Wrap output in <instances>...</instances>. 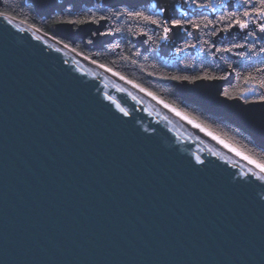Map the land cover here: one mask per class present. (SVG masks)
<instances>
[{
	"label": "water",
	"instance_id": "95a60500",
	"mask_svg": "<svg viewBox=\"0 0 264 264\" xmlns=\"http://www.w3.org/2000/svg\"><path fill=\"white\" fill-rule=\"evenodd\" d=\"M27 1L39 17L63 3ZM55 26L71 43L98 29ZM232 79L173 88L264 149L259 109L243 118L219 95ZM249 168L134 87L0 17V264H264L259 188L232 181Z\"/></svg>",
	"mask_w": 264,
	"mask_h": 264
},
{
	"label": "snow or ice",
	"instance_id": "6c2138e0",
	"mask_svg": "<svg viewBox=\"0 0 264 264\" xmlns=\"http://www.w3.org/2000/svg\"><path fill=\"white\" fill-rule=\"evenodd\" d=\"M104 5H100L94 0H63V3L58 6V10L61 13L67 12V15L59 21H53V23H66L74 26H83L94 24L98 26L96 31H93L91 35L95 36H111L113 33H121L124 29L120 26L122 21H131L137 24V28L134 30L132 27H128V32L133 36H146L145 44L151 43L153 45H159L160 42H168L173 38L175 30L181 32H188V29L197 30L202 35L199 38V44L201 51H204V46L207 45L208 49H214L210 51L208 55L215 58L220 53H231L239 58L238 63L234 66L233 63L226 60L223 56L220 57L226 64V67L230 71H224L220 75H216L209 71V67L205 66L199 70V74H181L177 72L175 74H161V78L165 80H171L178 82L175 87H186L184 82L188 85H195L197 81L203 80H227L232 73H236L242 86L235 87L231 90L225 88L219 93L225 100L239 101L241 104V116L243 118L256 119L255 111L259 109V127L260 131L264 133V68L255 69L253 72H247L241 74L237 72L239 68L246 61L251 62L253 58H258L264 61V0H236L235 6L230 3L226 4V0H179L173 8V15L166 16L168 12L166 6H160L159 0H153L148 3V0H136L135 3H129L128 0H119L117 3H111L110 0H104ZM195 8L197 10H206L214 15L211 18L209 15H197L196 12L191 10ZM228 9V10H226ZM82 13V14H81ZM7 16L8 13H2ZM191 15L193 18H189ZM103 22V23H102ZM143 24L145 27H139ZM148 26H156V29H151ZM33 28L36 26L33 24ZM102 27L104 30L100 31ZM233 29H238V36L240 42H230L226 45L217 46L215 41L210 39H204V36L215 38L224 34L223 38L226 39L228 35L232 33ZM39 30V29H37ZM160 30L158 36L149 34ZM207 30V31H206ZM24 31V29H19ZM190 34V33H189ZM38 39V37H36ZM55 39V37H53ZM91 43V40L89 41ZM61 43H63L61 41ZM65 48H68V44H64ZM113 47H118L114 45ZM196 43H189L185 41L183 48L191 49L196 48ZM240 49V51H236ZM246 49V51H244ZM59 51V49H56ZM75 52L76 49L72 48ZM176 52H180L181 48L176 47ZM135 56H140L141 53L137 50L133 53ZM85 59L89 57L85 56ZM124 60H128V56L122 57ZM68 63L67 60L64 61ZM133 64L137 61L132 60ZM92 63H96L92 60ZM101 68H106L104 64L99 65ZM184 69H193L192 64L184 63ZM107 71L112 72L113 69L107 68ZM155 75V73H153ZM122 80H126L127 83L132 84L138 88L141 92H146L152 96L153 99L158 100L165 108H169L176 115L182 116L189 123L193 124L196 128L206 132L213 139L219 141L225 147L231 148L237 156H242L250 165L254 168H249L247 172H240L237 176L232 177L233 183L243 184L254 188H259L256 195L261 203H264V158H257L256 156L239 150L229 142L221 139L220 136L215 135L210 129L211 126L204 123V121L197 122L199 119L190 118L189 114L180 109L174 103H168L156 93L149 91L142 85L137 84L133 80L127 79L119 72H115ZM123 91V89H120ZM105 98L115 103L116 108L124 116H129V111L117 103L114 97L105 94ZM135 99V97H133ZM146 131H155L154 129H146ZM213 155H219L216 152ZM195 162L197 165H203L204 160L199 156H195ZM259 182V183H257Z\"/></svg>",
	"mask_w": 264,
	"mask_h": 264
},
{
	"label": "trees",
	"instance_id": "16d2710c",
	"mask_svg": "<svg viewBox=\"0 0 264 264\" xmlns=\"http://www.w3.org/2000/svg\"><path fill=\"white\" fill-rule=\"evenodd\" d=\"M227 3L235 6V3L233 2L231 3L229 1L226 2V4ZM0 11L22 19L31 25L34 24L37 28L48 33H51V26L54 24L53 21L61 20L67 15V12H55L48 17H38L34 13L31 4L26 0H0ZM191 11L196 12L197 15H209L211 18H214V15L206 10H197L193 8ZM189 18L193 17L189 15ZM120 26L124 29V31L118 33V37L103 45L100 49L91 50L90 48H84L80 40L73 44H69L80 53L92 58L99 64L106 65V68H111L114 72H119L123 76L127 77V79L133 80L149 91L156 93L157 96H160L168 103L176 104L180 109L188 113L190 118L198 117L199 119L197 122L204 121L205 124L210 125V130L215 135L220 136L221 139L226 140L239 150L248 152L257 158H264V149L256 146V144L243 131L233 124L225 121L221 117L212 115L198 106L186 102L183 98L176 96L173 90L174 81L161 78V74L170 75L177 72L189 75L199 74V70L205 66L209 67L210 72L220 75L224 71H229L225 62L221 60L220 57L223 56L226 60L233 63L234 66L239 61L238 57L231 53H220L217 54L215 58L211 57L208 53L210 51H214V49H208L207 45H205L204 51H201L199 38L202 34L196 30L194 38V33L192 29L189 28L186 39L177 45V47L181 48V51L175 52V55L165 58L156 53V45L148 43L147 49L142 51L139 46L135 45V43L130 40V36L133 35H131L127 29L128 27H132L135 30L137 28V24L135 22L122 21ZM139 27L145 26L140 24ZM148 27L156 29V26ZM238 32V29H233L232 33L228 35L226 39L223 38L224 34L215 38L207 36H204L203 38L215 41L217 46H221L230 42H240ZM149 34L158 36L160 34V30H155V32H150ZM146 39L147 37L144 36V41ZM185 41L189 43H196L197 47L185 49L183 48V43ZM114 45H118V47H113ZM137 50L140 51V56L133 55V53ZM236 51H240V49ZM244 51H246V49H244ZM124 56H128L129 59L124 60L122 58ZM132 60H136L137 62L133 64L131 62ZM184 63L192 64L194 68L184 69ZM257 68H264V61L258 58H253L251 62L246 61L239 68H237V72L241 74L253 72L255 74V69ZM153 73H155V75ZM239 86H242L240 80L238 79L236 73H233L232 82L224 85L222 87V91L225 88H229V90H231Z\"/></svg>",
	"mask_w": 264,
	"mask_h": 264
},
{
	"label": "bare ground",
	"instance_id": "6f19581e",
	"mask_svg": "<svg viewBox=\"0 0 264 264\" xmlns=\"http://www.w3.org/2000/svg\"><path fill=\"white\" fill-rule=\"evenodd\" d=\"M94 2H96V3H98V4H100L99 3V0H94ZM103 6H105V5H103ZM169 11L171 12L172 11V9H169L168 10V12H167V16H171V14H169ZM0 12H2V11H0ZM55 12H60V11H55ZM55 12H52V13H50L48 16H50V15H52V14H54ZM3 13H5V12H3ZM10 15V14H9ZM12 15H10V16H4V15H2V13L0 14V17H2V18H5V19H7V20H10V21H13V22H16V23H19V24H22V25H25V26H27V27H29L30 29H32L33 31H35L36 33H38L39 35H41L42 37H44L45 39H47V40H49V41H52V42H54V43H56V44H58V45H60V46H62L63 48H65L64 47V44H68L69 45V47L68 48H65V49H67L68 51H70L71 53H73L74 55H76L77 57H79L80 59H82V60H84V61H86V62H88V63H90L91 65H93V66H95V67H97V68H99V69H101L102 71H104V72H106V73H108V74H110V75H112V76H114L115 78H117V79H119V80H121V81H123V82H125L126 84H128V85H130V86H132V87H134L132 84H129V83H127V81L126 80H122V79H120V77L119 76H117V75H114V71H112V72H109V71H107V68H101L99 65V63L98 62H96L95 64L94 63H92V58H88V59H85L84 57H85V55L84 54H82V53H80L78 50H76L75 52H73L72 51V46L69 44V43H67L68 41L67 40H65V39H63L62 37H59L58 35H56L55 34V38H57V40L56 39H53V35H51V33H48V32H45V31H41V29H39V28H37V27H35V28H33L32 27V25L31 24H29L28 22H26V21H24V20H22V19H17V18H15L14 16H12ZM59 21V20H58ZM55 24L56 23H54L53 25L55 26ZM55 28H56V26H55ZM37 29H39V30H37ZM113 34H115V35H118V33H113ZM87 37H90V38H92L93 36H91V34L90 35H87L86 36V39H85V42L84 41H82L81 40V43H83V45L85 44L86 46H87V48H90L91 50H96V49H100V48H102V46L103 45H105V44H107V42H103V43H101V45L99 46V47H93L92 45H91V43L89 42L91 39H89V40H87ZM118 37V36H117ZM137 38V36H130V40L131 41H133L134 39H136ZM112 39V38H111ZM110 39V40H111ZM140 39L142 40V42H143V44H144V36H140ZM78 40H80V38L78 39ZM93 40V39H92ZM92 40H91V42H92ZM110 40L108 41V42H110ZM61 41L63 42V43H61ZM134 43H135V45H137V43L135 42V41H133ZM182 42V41H181ZM173 43V40H171V41H168V42H160V44L159 45H156V53L158 54V55H161L160 53H158V48H160L161 50L162 49H167V48H169V47H172V44ZM73 44V43H72ZM91 47H90V46ZM145 45V44H144ZM137 46H139V45H137ZM165 46H167V47H165ZM145 47H147V45L145 46ZM141 50L143 51V50H145V48H141ZM169 50V49H168ZM88 57V56H87ZM135 89H137L138 91H140L138 88H136V87H134ZM141 92V91H140ZM222 92V91H221ZM141 93H143L144 95H146L147 97H149L150 99H152L153 101H155L156 103H158V104H160L161 106H163L164 107V105L163 104H161L158 100H156V99H153V97L152 96H150V95H148L146 92H141ZM186 102H189V101H186ZM189 103H191V102H189ZM193 104V103H192ZM195 105V104H194ZM197 106V105H196ZM165 108V107H164ZM200 108V107H199ZM167 110H169L170 112H172L173 114H175L173 111H171L169 108H166ZM211 114V113H210ZM176 115V114H175ZM213 115V114H212ZM176 116H178V115H176ZM179 118H181L182 120H184V121H186L187 123H189L188 122V120H185L182 116H178ZM226 121V120H225ZM228 122V121H227ZM229 123H231V122H229ZM190 125H192L193 127H195L193 124H191V123H189ZM231 124H233V123H231ZM234 125V124H233ZM235 126V125H234ZM237 127V126H236ZM196 128V127H195ZM237 128H239V127H237ZM196 129H198L199 131H201L199 128H196ZM240 129V128H239ZM241 130V129H240ZM242 131V130H241ZM202 133H204L205 135H207L208 137H210L211 139H213L212 138V136H209L206 132H204V131H201ZM250 138V137H249ZM251 139V138H250ZM214 141H216L217 143H219V141L218 140H216V139H213ZM252 140V139H251ZM253 141V140H252ZM254 142V141H253ZM220 145H222L223 147H225L223 144H221V143H219ZM226 149H228L230 152H232L233 154H235V152H233L232 150H231V148H228V147H225ZM236 155V154H235ZM237 156V155H236ZM239 158H241L242 160H244L243 159V157L242 156H238ZM245 162H247L246 160H244ZM248 163V162H247ZM249 164V163H248ZM250 165V164H249ZM252 167H254L253 165H251Z\"/></svg>",
	"mask_w": 264,
	"mask_h": 264
},
{
	"label": "rangeland",
	"instance_id": "374dc122",
	"mask_svg": "<svg viewBox=\"0 0 264 264\" xmlns=\"http://www.w3.org/2000/svg\"><path fill=\"white\" fill-rule=\"evenodd\" d=\"M27 1V0H26ZM233 2V3H236V0H226V2ZM28 2V1H27ZM179 2V0H175V3H174V6H175V4L176 3H178ZM148 3H150V2H148ZM101 5V4H100ZM174 8V7H173ZM173 8H171L172 9V11L170 12L169 11V14H171V16L173 15ZM37 16V15H36ZM39 17V16H38ZM48 17V16H47ZM74 26V25H73ZM75 27V26H74ZM103 29V28H102ZM102 29L100 30V31H102ZM193 31V35H194V38H195V34H196V30H192ZM56 32H57V29L55 28V26L54 25H52L51 26V35H53V36H55V34H56ZM93 32V31H92ZM181 34V40L180 41H176L175 42V40L174 39H172L173 40V46L172 47H169L168 49L169 50H161L162 52L160 53L161 54V56H163V57H165V58H167V57H169V56H172V55H175V48L177 47V44L179 43V42H181V41H183L184 39H186V37H187V33L186 32H182V33H180ZM92 36V35H91ZM118 35H113V37H112V39L110 40V42L114 39V38H116ZM56 37V36H55ZM93 38V37H92ZM92 38H89V39H91L92 40ZM85 39H86V37H85ZM76 41H78V39L77 40H75L74 42H72V43H75ZM80 41H81V39H80ZM84 42H85V40H84ZM68 43H71V42H69L68 41ZM71 43V44H72ZM107 43H109V42H107ZM145 44V43H144ZM176 44V45H175ZM147 44H145V46H146ZM82 46L84 47V48H87V46H85V45H83V43H82ZM90 46V45H89ZM144 46V47H145ZM91 47V46H90ZM139 47L141 48V45H139ZM147 49V47H145V50ZM230 71V70H229ZM233 80V79H232ZM174 82H176V81H174ZM174 82H173V84H174ZM227 85V84H226ZM173 90H174V88H173ZM175 94V93H174ZM176 95V94H175ZM176 96H178V95H176ZM178 97H180V96H178ZM182 98V97H181ZM184 99V98H183ZM185 100V99H184ZM186 101V100H185ZM216 116V115H215ZM247 135V134H246ZM257 146V145H256Z\"/></svg>",
	"mask_w": 264,
	"mask_h": 264
},
{
	"label": "flooded vegetation",
	"instance_id": "af4514ba",
	"mask_svg": "<svg viewBox=\"0 0 264 264\" xmlns=\"http://www.w3.org/2000/svg\"><path fill=\"white\" fill-rule=\"evenodd\" d=\"M152 2H153V0H152ZM170 2H171V0H159V4H160V6H166L167 8L168 7H170ZM104 29H102V31H103ZM89 38L90 37H87V40H89ZM180 43V42H179ZM179 43L177 44V45H179ZM176 45V44H175ZM173 46V45H172ZM165 47H167V46H165ZM163 50H168V48L167 49H163Z\"/></svg>",
	"mask_w": 264,
	"mask_h": 264
}]
</instances>
